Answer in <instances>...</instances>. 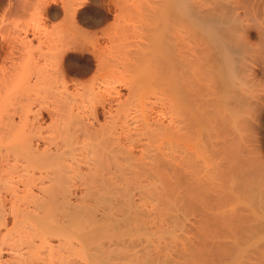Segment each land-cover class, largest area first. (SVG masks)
<instances>
[{
	"label": "bare ground",
	"instance_id": "obj_1",
	"mask_svg": "<svg viewBox=\"0 0 264 264\" xmlns=\"http://www.w3.org/2000/svg\"><path fill=\"white\" fill-rule=\"evenodd\" d=\"M41 1H44V0H41ZM78 1L79 0H63L62 1L64 13L65 14L67 12L70 13V14H67V16L71 18V20H69L70 23H73L75 21V17L77 14V11H76L77 8H75L74 6H77L76 4ZM127 1L128 0H126V2H125V0H124L123 4H121L122 3L121 1H120L121 3L118 2L120 4L118 6L121 7V8L119 7L121 12H122V10L128 11V9H130L128 7H131V6L133 8H136L138 6L139 9L141 10L142 6L140 7L139 3H137L138 0L137 1L134 0L137 3V4L135 3V5L134 4L126 5ZM132 1L133 0H131V2ZM134 1H133V3H134ZM143 1H145V0H143ZM211 1L210 0H195V1L194 0L193 1L192 0H167V1L165 0L164 1L163 0L162 3L160 2L161 4H165V5L160 4L161 8L158 5L160 9H165L164 12L169 10V13L167 15H166L167 12H165V14L163 13L165 16L162 14L163 11L160 10V12H161V14L159 16L160 21L157 20V21H159V24H161L160 22L163 21L162 23H164L167 27L169 26V33L171 36L170 37L168 35L170 37V40L167 42V44L171 45L170 46L171 48H169L168 47L169 45L167 46V44H166V40H168L166 38L168 36L167 37L163 36L164 41L162 39L163 37H160L162 39V41L164 42V44H166L165 48L167 47L169 50L171 49L170 51H168L166 49L167 50L166 51L167 58L165 60V63L163 62L164 58L161 59L162 58L161 56L159 57L161 59L160 61H159V59H157L158 57H156L154 59V56H157V55H155L156 53H154V56L152 55L154 52L153 51L154 49L153 50L151 49L150 52H151L152 56L149 54V58H147V59L144 57L142 61H138V60L136 61V57H135L134 60L130 59V61H129L128 58H129V56L131 57V55H129L130 52L126 48L127 45L114 43L112 40V37H111L112 32L110 33L109 29L108 30L106 29L104 31V33H102L103 36H105V37L108 36L107 40H106L107 42L103 44V42L101 43L99 41V38L96 37L95 34L87 33L86 31L81 30V28H78V27L77 28L75 27L76 29L73 28L72 29L73 31L71 33H66L67 30L65 31L63 25L61 26L60 24H59L60 26L51 25L50 27H45L43 25L42 26L41 25H35L34 28H33V25H30V24L18 25V23H15V22L10 23L11 25H9V24L8 25H0V264H73V263H75V260H77V259L84 261L83 264H110V263L113 264L114 260H116V259H114V257L117 255H118L117 260H119V261L122 260L124 256L121 257V254L122 255H125L126 253L128 254V252L126 250H123L124 248L121 249V251H119L120 250L119 248L122 247L119 245H121L123 243V241L125 240V237L122 238L123 239L122 241L120 240L121 242L118 240L121 236L118 237V235H117L115 239L112 237L114 240H117V242L115 241L116 242L115 243L114 240L111 238V236L112 235L114 236L115 234L108 235L112 231L107 233V230H106L104 234H105V236L108 235L109 240H107L106 238H104L100 234L96 235V238H98V236L100 235L104 238V239L102 238L103 240L106 239V241H107L106 245L104 243L105 241L102 244L103 240L101 239V237H99L100 240L98 239L100 242L99 241L97 242V239H95L94 242L92 243L91 241L95 238V236L92 239L90 235H92V237H93V235H95L93 233L97 230V228L99 230L100 226L98 227V225H96V224H98L96 222H98L99 219L98 220L94 219L95 222L94 221L92 222L93 218H99V216L98 217L92 216L93 218H91L90 216L92 214H97V213H92V212L95 211V209H99L98 207H99V205H101L100 203H102V205L105 203V205L101 206L102 208L107 206L109 203H110L109 204L110 206L113 204L112 205L113 209H112V207H111V209L113 211H115L114 210L115 206H117L119 204L118 200H116L118 204L116 203V205H114L116 201L113 200L114 201V203H113V201H111L112 199L109 198V196L107 197V195L110 194V192H111L110 195L113 197L112 193L114 191L113 190L114 186H116L115 189L121 188L120 191L117 189L116 192L119 191V193H121V191H123L122 192V193H124L123 195H126L125 190L128 191V189H130L129 186H132V185L135 186V187H133L134 189L132 187L131 188L133 190H136L135 188L138 185L134 184L132 182V180L135 181V180L141 178L142 176L143 177L148 176L150 178V176H152V175L154 176V174H156L155 176H156V178H158L159 182H155V181L150 182V183H154L153 185H151V186H153L152 187L153 189L151 187H149V185H148V187H149V188L147 187L148 190H146L145 187H143V185H145L146 183L143 185H139V186H142L143 190H146V191H143L140 187L139 192H141L140 193L141 195L138 193L137 198H139L141 196L142 199L140 197L139 201H143V197H144V201L146 200L145 202H148L147 199H145V197H147V196L149 198L148 200H150L152 202H153L152 199H154V201H155V199H156L155 197H157L158 198L157 200H159V196L161 198V195L162 196L164 195V192H162V194H161V193H159V191H160V189L165 187L167 184L164 181V179L165 180L166 179L171 180L172 177H174V182L171 181V183H176V184L178 183L177 186L175 184L176 187H178L179 184L181 186H182V184L185 185L184 184L185 182L183 180H185V179L189 180L186 182L187 185H185L186 186L185 189H189L188 192L186 191L189 195L186 193L185 196L188 197L191 194H193V195L196 194L194 199L197 198V195H199L200 198H197L199 200L201 199V196H202V199L200 201L204 202L205 205H207V204H206V201H203V199L206 198L205 200H208V197L210 196L208 194L206 195V193L208 192L207 188L208 187L211 188V186H209V183L211 185L216 184L218 186V187L213 186L214 188L217 189V190L216 189L214 190V191H217L218 200L216 198V201H219V198H220L219 195L221 196L223 193H225V194L227 193V191L224 192V190H227L225 188L228 186V184L230 185L231 183H232L231 185L237 187V190H239L241 188L242 193L244 194V192H243V189H245L244 185L246 186L245 180L250 179L247 176L248 174L250 175V173L248 172V174L246 175L247 176L246 179L242 177L245 180H243V179L239 180L240 176H242V175H240V173H242L243 171L240 172L241 171L240 169H242V168L239 169L237 167H239L238 162L241 163L242 161H241L240 157L238 158L240 161L236 160V158L238 156L235 155L236 152L234 150H233V152H235V154H233V152L232 153L227 152L229 149L226 151V149L230 148V147L227 145L228 147L226 148V143L223 140V135L225 137H227L225 135V134H227V132L229 134H231L232 131H234V132L238 131V130H240V128L242 130V127L239 124H241V122H242L241 120L243 118H241L242 116L239 114H240V111L244 110V112H246V110L242 106V104L240 106L239 102H241V103L243 102V104H245V102H248V100L252 96H253L252 99L254 101H256L255 99H258V100H259V98L262 99V97H261L262 95L259 94L258 91H256L257 92L256 93L253 90V88H251V87H253L251 84L248 87L247 86L246 87L245 86L240 87L238 85V84H240L241 86H243V84L248 85L249 79H247L248 81L246 79H244L245 82L247 81L246 83L244 82V80L242 79L243 77L241 78L239 76V74L241 75L242 70L240 71V73H238L240 68H243V66L240 67L238 65V67H237V65H236L238 63L237 61H241V59L243 58L242 56L245 55V54H243L244 52L243 53L241 52V51H244L245 49H243L241 47L242 49L240 50V48H239L240 42L237 39L241 35H239V33H238V35H239L238 36L237 32H235V30L232 29L231 23L229 24V22H228V21H231L233 19L234 23H232V24L235 25L236 22H235L234 18H232L230 20V17L233 16L232 14L234 12L232 13L229 11L231 7L227 8V10H225L226 6L221 4V2L218 3L217 6L219 4L223 5V7L221 5L219 6L220 8L222 7L221 9H224V7H225V9H224L225 11L223 10V12H222L223 14H224V12H227V11L232 13V14H230L228 12L229 13L228 15H230V17L227 16V14H224L227 18H229V20L227 18L225 19V16H223V14L221 15L220 13H217V10L214 11L213 7H217V6L216 5L213 6L215 4V2L213 1L212 3H214V4H211ZM235 1L237 2V0H235ZM238 1H240V0H238ZM124 2H125V4H124ZM217 2H219V1H217ZM241 2L244 3L243 0ZM249 2H251V1H249ZM249 2L247 4H249ZM152 3H154V2L152 1ZM156 3L159 4L158 1ZM238 3H240V2H238ZM5 4L6 5L4 7V12H5L4 14L7 16L6 18H9V17L20 18L34 5V2H33V0H7ZM166 4H168V5H166ZM2 5H3V1L0 0V7ZM78 5H79V7L81 6L79 3H78ZM153 5H155V3ZM153 5H150L152 7V9L156 8L157 5L154 7H153ZM122 6L125 7L126 10L123 9ZM164 6H166V7H164ZM247 6L244 5L243 7H247ZM259 6H260V4H259ZM144 7L142 8V10L144 9ZM219 7H217V8H219ZM56 8L57 7H55V9ZM166 8H167V10H166ZM257 9H259V8H257ZM131 10H132V8H131ZM56 12L52 10L51 14H49V15H51L50 17H52L53 19H55V17H58V15H57L58 12L57 13ZM263 13H262V16H263ZM65 14H64V16H65ZM92 15L93 14L91 13V16ZM168 15H169V20H168V17L166 18V16H168ZM161 16L165 17V19L163 20ZM89 17H90V14H89ZM157 19H158V17H157ZM151 20H150V23H147L149 26H151V25L155 26L158 24V23L153 24L154 19L152 21ZM226 20H228V21L226 22ZM103 21H104V19H103ZM63 22H65V21H63ZM151 22H153V23H151ZM155 22H156V20H155ZM226 23H228L230 25V28L227 26ZM62 24H64V23H62ZM71 25H74V23L70 24V26ZM67 26H69V25H67ZM154 26L151 28L149 27L150 33L152 30L155 31ZM162 26H163V24L161 25V27L158 25V27H160L159 29H157L159 32H162V30L164 31V28H166L165 26H163L164 28H162ZM30 28L33 29V35L36 38H37L36 34H38V43H39L38 46H34L32 43V40L28 39V37L26 35L29 32ZM156 28H157V26H156ZM160 29H162V30L160 31ZM230 29H231V31H230ZM158 31L157 32L155 31V32L157 34H159ZM165 31H167V30H165ZM21 33H24V35L23 34L21 35ZM247 33L248 32H246V35H247ZM260 33L261 32L259 31V35H260ZM236 35H237V39H236ZM242 35H243V33H242ZM261 35H263V34L261 33ZM244 37H246V36H244ZM160 38L156 37V39H160ZM147 40H148V37H147ZM171 40H172V42H171L172 44L170 43ZM149 41H147V43ZM153 41H155V40H153ZM262 41H264V40H262ZM44 42L47 46H46V49L44 48V50H43L41 48V44ZM244 42H246V41H244ZM241 43H242V41H241ZM152 44H153V42H152ZM154 44H156V43H154ZM246 44H248V43H246ZM161 45H163V44L161 43ZM124 47L126 48V51L128 50V52H129V53L125 52V50L123 51L126 53L125 55H127L128 58L121 51V48H124ZM156 48H158V50H159V47H156ZM119 49L123 53V55H119V56H124V57L118 56V54H120V52H118V54H115V53H117L116 51H119ZM161 49H163V48H161ZM260 49H263V48H260ZM113 50L115 53L113 52ZM145 51H148V50H145ZM247 51H249V50H247ZM144 55H146V54H144ZM164 55H163V57H166V55L165 56ZM239 55L241 56V58ZM260 55H261V53H260ZM116 56L119 57V60H117L118 58L117 59L115 58ZM238 56H239V58H238ZM261 57H263V56H261ZM141 58H142V56H141ZM236 58L240 59V60L236 61ZM114 59H116L117 62H114ZM127 59H128V61H127ZM41 60H44V61H41ZM66 61H69V63H71L73 61H78V63L82 62V64L79 65L78 66L79 69H76V71H75V69L73 67L70 68L67 66L70 64H68V62H66ZM143 61H144V63H142V65L140 66L141 62H143ZM136 62H140L139 65H137ZM241 63H240V65H241ZM243 63H245L244 60H243ZM233 64H234V66H233ZM136 65L139 66L142 71H143V69H145L144 74L141 70H138L140 68L137 67ZM146 65H147L148 69H147V67H145ZM235 65L237 68H239V70L238 69L237 70L236 69L231 70V68H236ZM73 66H75V65H73ZM119 66L122 68V70H121L122 74L119 73V71H118V69L120 68ZM142 66H143V69H142ZM116 68H117V71L119 73L118 75H121L120 78L127 75V73L128 74L131 73V71H132V76H130L131 74H129L130 77L129 78L126 77L127 78L126 80H122L123 78L120 79L119 76L117 75L118 76L117 80L120 79V80L124 81L123 84L128 85V94H127L128 96L125 98H123V96L121 95L120 89H117L118 87L116 88L115 85H111V83H110L112 81L111 77H113V75H114V78L116 77V74H115ZM211 68H213V70H214L213 73L216 74V75L214 74L213 77L215 76L217 78V79H215V77H214V81L212 80L213 77L210 75V74H213V73H211V70H212ZM123 69L125 71L127 70V73L124 76H122L125 73V71H123ZM225 69H228V70L225 71ZM223 70H224V74L222 73ZM235 70L237 71L236 75L234 73ZM250 70H252V69H250ZM73 71L79 73V76L81 75L82 78L81 77H80V79L72 78L70 80L68 77V74L72 73ZM112 71H113V73L115 71V73L112 74ZM133 71H134V73L136 71V73L134 74ZM216 71H217V73H216ZM227 71L229 74L227 73ZM230 71H231V73H230ZM253 71H255V70H253ZM218 72H220V73H218ZM244 73H245V71H244ZM219 74H223V75H219ZM251 74H252V71H251ZM88 75H90L88 79H83ZM236 76H239L238 78L241 79L240 81H238V83L236 82L237 81ZM235 77H236V79H235ZM245 78H247V77H245ZM211 80L213 82L217 81V83L216 82L212 83ZM239 82H241V83H239ZM112 83H114V82L112 81ZM116 83H117V81H116ZM70 84L72 86H70ZM211 84L212 85L214 84L213 85L214 87L216 85L217 86L215 88H212ZM235 84H237V85L235 86ZM119 85L121 87V84H119ZM232 85L237 87L239 91H241V92L243 91L244 94L247 92L246 94L248 96H251V97L248 99V98H246L247 95L245 94V96H243L244 95L243 94L242 98H244V97L245 98L244 99L240 98V99H242V101H240V99H238L239 100V102H238V100L236 98L238 96L236 95V97H235V95H234L235 90L233 93L234 87ZM210 87L212 88V90L215 89L216 91H217V88L219 89V91H217V92L215 90H213V92L216 96H217V94L218 95L220 94L219 96H217V98L215 97V95L213 96L212 92H210V90H211ZM227 87L229 88V90H231V88H232L231 93H230V91H228ZM239 87L243 88V90L240 89ZM248 88L251 90V93L254 91L253 94L254 95H255V93H256V95L259 94L260 97H257L258 95L254 96L253 94L249 95L250 90ZM244 89H248L249 91L248 90L245 91ZM255 90H257V89H255ZM146 91L149 93H147ZM259 92H260V90H259ZM211 94H212V96H211ZM229 94L234 95V96L231 95V97L234 101L230 98ZM150 95H152V97H150ZM211 97H213L214 99H212ZM234 98H236V99H234ZM245 99H246V101H245ZM253 100H249V101L252 103V102H254ZM114 101L116 102V104H115L116 107L114 106V108H112V102L114 104ZM235 102L239 103L238 106ZM247 104H249V102ZM244 106H247V105L245 104ZM248 106H250V104ZM239 108H243V109L239 110ZM100 109H102V113H104V115L107 116V118L105 116V119H107V120H104L105 122H102V123L99 120V117H101L100 116L101 115ZM251 109L253 111V108H251ZM237 112H239V113H237ZM244 112H243V114H245ZM237 114L239 116V117L238 116L237 117L241 118V119L235 118ZM248 114L249 113H247L246 115H248ZM249 115H251V113ZM45 117L48 119V123H46ZM243 117H246V116H243ZM247 118H248V116H247ZM247 118H245V119L248 120ZM212 119L215 120V123L219 122V126H217L218 124H216V126L218 128H220V125H222V129L224 127H226L225 124L230 125V123H229L230 120H231V124H232V120H233V126L235 124V128L232 126H227V128L229 127L228 128L229 130H227V132H225L226 130H224V131L221 129L219 130V129H217L216 126H214L215 123L212 125V122H214V121H212ZM216 119H218V121H216ZM252 119H253V117H252ZM225 120H228V121H225ZM250 123H252V121ZM242 124H243V122H242ZM244 125H245V123H244ZM244 125H242V126L245 127ZM214 128L217 130L215 131L216 133L213 134ZM230 128L232 130H230ZM236 129H238V130H236ZM241 130L239 132H237V134H239L240 132H243ZM222 131L225 132V134L222 135ZM245 133H246V131H245ZM216 134H218V135H216ZM240 135H241V133L239 134V136ZM216 137H217V141L216 140L213 141V139H216ZM227 138H229V137H227ZM218 139L222 140L221 143H219ZM235 139H236V137H235ZM235 139L231 138V140H233V142H235L234 141ZM240 141H242V139ZM237 142H238V140H237ZM222 143H225V146L222 145ZM229 143H230V141H229ZM124 144H126L127 148H125V147L122 148V145L124 146ZM231 144H232V142H231ZM236 144H238V147L243 145V144L242 145L240 144V146H239V142L235 143V145ZM233 145H234V143H233ZM245 146H247V145H245ZM135 149L140 150L138 155L132 153V151ZM197 149H198V151H197ZM241 149L244 150L242 147H241ZM249 149H250V147H249ZM230 150H232V149L230 148ZM247 152H248V150H247ZM251 152H252V150H251ZM227 153H229V154H227ZM230 154L233 155L232 156L233 158L236 156L235 161L232 160V162L234 164H237V166L235 165L236 167H234L233 169L232 168L230 169V166L232 167L233 164L229 165V163H228V165H227V163H225V162L232 163L230 160V159H232V157H230V159H229ZM227 157H228V159H226ZM256 158H259V156H257ZM259 159L263 160L264 158L263 159L259 158ZM227 160H229V161H227ZM242 160L245 162L244 159H242ZM235 162H237V163H235ZM248 162H250V161H248ZM260 162L262 163L261 166L258 163L257 164L254 163V164L256 165V168L258 166V169L260 167L261 168L260 170H262L263 166H264L263 165L264 161H260ZM147 164L155 165L158 170L155 168L153 169L152 166H151V168L150 167L145 168L146 167L145 165H147ZM252 164H253V162L251 163V165ZM248 167L250 168V166H248ZM248 167H246V168H248ZM253 168H255V167H253ZM86 169H88L92 173V175H91L92 178H88L90 175L86 176L88 174L85 171ZM250 169H252V168H250ZM252 170H251V172H252ZM165 171L168 172L167 175H166ZM253 171L256 172V170H253ZM152 172L154 174H151ZM260 172L262 174L264 171H260ZM125 173L126 174L128 173L129 176L125 175ZM246 173L247 172H245V174ZM199 174H200V176L201 175L202 176L200 177ZM101 175L103 177H104V175H106L105 180L107 177L108 178L111 177L110 179H112V177H113V180H109V181H112L113 183L111 184V182L108 181V178L106 180V182L108 181L107 182L108 184L105 182L104 179L100 181L99 178L101 177ZM262 175L264 176V174H262ZM84 176L87 178H85ZM153 176H152V178H153ZM256 176H257V174H256ZM250 177H251V175H250ZM114 178L116 180H114ZM156 178H155V180H156ZM88 179L90 181H93L92 184L90 181H88ZM117 180L118 181L120 180L121 183L119 182L120 183L119 184V183L115 182V184H114V181H117ZM97 181L98 182L100 181V183H99L100 186L97 185L98 184V183H96ZM139 181H142V180H139ZM182 181L184 183L181 184ZM253 181H255V180H253ZM85 182H88L90 184L85 183ZM122 182L123 183L125 182V184H126L125 186H127L128 182H129L128 184H130V185H128L127 186L128 188H126L122 184ZM131 182H132V185H131ZM60 183H62V185H63V183L64 184L68 183V185L70 184L69 185L70 189H68L69 186L67 187V185H66L67 189H64L63 187L65 185L62 187V186H60L61 185ZM143 183H144V181H143ZM168 183H170V181ZM226 183H227V186H226ZM252 183H255V182H252ZM87 184H88V186H90V188L92 186L93 193H90L89 192L90 189H88V192L90 193V195L91 194L96 195L98 190H95V188H97V189L99 188V190H101L100 188L102 187V190H103V191L101 190L102 192L101 191L98 192V193H100L99 195L97 193L98 197L96 196L94 198L91 197L92 195L88 196V194H89L88 192H87V196L83 195L84 192L82 193L83 197H86V199H89V200L94 199L93 201H95V199H96L95 202L98 203V205L96 206V204L91 202V205L94 204L96 208L90 209L93 211L88 210L90 212L89 216H88L89 213H87V215L85 214L86 212L79 213L84 208L83 205H81V204H80V206L82 209H80V211L78 210V212L76 211V213L74 211L77 209L74 208L75 210L74 209L69 210L68 205H62V203H65V200H64L65 196H63V195H65L66 193L71 195V193H70L71 190L72 191L75 190L71 186L76 188V186L82 187V185H83L87 188L88 187V186H86ZM101 184H103V186H101ZM113 184H114V186L112 187ZM121 184H122V186H124L123 188H122ZM141 184H142V182H141ZM257 184H259V183H257ZM104 185H105V187L107 186L108 191L110 189L109 193H106L107 191H105L106 188L104 187ZM118 185L120 186V188ZM58 186H59V188L62 187V189L60 188L61 191H64V192L66 191V193L63 192V195H62V192L59 191ZM94 186H96V187L93 188ZM50 187L51 188L57 187L58 189L57 190L56 189L51 190ZM111 187H112V189H111ZM173 187H174V185H173ZM86 188H85V190H86ZM124 188H126V189H124ZM165 188H167V187H165ZM178 188H180V187H178ZM210 188H208V189H210ZM219 188L222 191V193H220V194H219V192H220ZM246 188H248V187H246ZM260 188H258V189H260ZM78 189H80V188H78ZM82 189L80 190V193H81V191L84 190V189L83 190ZM185 189H184V191L182 189L181 190L179 189V190L185 192ZM249 189H250V187H249ZM258 189H257V191H258ZM36 190L38 191V193H36ZM53 190H55L56 192H54ZM67 190H70V192ZM111 190H113V191H111ZM137 190H139V189H137ZM230 190L232 191V189H230ZM57 191H59V192H57ZM142 191L144 192V194L142 193ZM212 191L210 194H213L214 191L213 192ZM245 191H248V190L245 189ZM251 191L253 192L254 190H251ZM131 192L132 191H130L129 194H131ZM133 192L136 193V191H133ZM258 192H260V190ZM55 193L58 194V196L60 195L59 193H61V195L63 197V199H62L63 202L61 200H59L60 198L59 199L57 198L59 203L62 202L61 204L57 203L58 201L54 200V198H56V196L54 197ZM237 193H238V191L236 192V194ZM239 193L241 195V192H239ZM247 193L248 192H246L245 194H247ZM76 194H78V193H75V194L73 193V195L70 197L72 198L73 196L74 197L78 196ZM104 194H106V196H104ZM142 194H143V196H142ZM233 194H235L234 190H233ZM236 194L233 196L234 197L238 196L237 199H239V202H241L240 199H243L244 196H243V198H239V194L238 195H236ZM263 194H264V192H263ZM69 195L66 194V196H67L66 202L71 200V199H69L70 197H68ZM102 195L104 197H106L107 199L104 197L101 198ZM193 195H191L190 197L192 198ZM227 195H229V193ZM253 195H255V194H253ZM119 196H120V194H119ZM204 196H205V198H204ZM211 196H210V199H211ZM223 196H222V200L224 198ZM59 197H61V196H59ZM132 197H133V195H132ZM132 197H129V198H132ZM150 197H152V198H150ZM245 197L248 198V196H245ZM77 198H79V197H76V203L78 202V200H80V199L77 200ZM100 198L102 200H100ZM123 198H121V199H123ZM249 198H248V200L250 201V200H252L253 197L250 199ZM97 199H99V200H97ZM103 199H106V201H104ZM109 199H111V200H109ZM114 199H116V198H114ZM167 199H169V197ZM197 199L194 200V203H197ZM213 199H215V198H213ZM255 199H257V196L255 197ZM48 200H53V201H51L49 203V202H47ZM108 200H109V202L107 203ZM128 200L129 199H127L126 201H128ZM161 200L159 201V203L161 202ZM212 200H209V201H211V203H213L214 200H213V202H212ZM224 200H225V202H227L226 199H224ZM254 200H252V201H254ZM257 200L261 201V198L257 199ZM80 201L78 203H83V201H81V202ZM99 201H101V202L99 203ZM150 201L148 203H150ZM200 201H199V203H200ZM216 201L214 202V204L216 203ZM244 201H245V198H244ZM262 201H264V200L262 199ZM262 201L260 203H263ZM85 202H87V201H85ZM88 202H87L86 208H84V209L90 208L91 205H89ZM122 202H123V200H122ZM134 202H135V200L133 201V203ZM145 202H143V204H141V202H140V205L141 206L145 205ZM189 202H190V199H189ZM229 202L231 203V201H229ZM237 202H238V200H237ZM76 203L74 202L73 204L75 205ZM78 203L76 204L77 208L79 207ZM168 203L170 204L171 202H168ZM230 203H229V205H231ZM247 203L248 202H245V204H247ZM251 203L253 204V202H251ZM7 204H9V205H7ZM124 204L126 205L127 203H123V205ZM172 204L173 203H171V205ZM209 204H210V202L208 203V205ZM216 204H218V203H216ZM223 204H224V202H223ZM237 204H236V200H235V205H237ZM6 205L8 207H6ZM153 205L156 206V204H154V203H153ZM250 205H249V207H250ZM58 206L60 207L59 209H58ZM70 206H72V204H70ZM84 206H85V204H84ZM87 206H89V208H87ZM120 206L121 205H118V207L121 209L122 213L118 212L120 209H116V211L114 212L115 214H112L113 211L111 213L113 215L112 217H114V218L110 217L111 219L108 218L107 220L113 219L114 221H116L117 219H119L116 216V212L119 213V215L122 214V217H120L121 219H123V215L126 214L124 216L126 218L128 217V221H126V218L123 219L124 220L123 227H124L125 221L127 223H130L131 221L135 222L136 219H140L141 217H142L141 219H143V217L147 214L146 211H144L145 213L143 212L145 215L140 214L141 210L139 209L140 210L139 214L141 217L138 215L140 218H136L135 216H137L136 214H138V212L135 211L133 213V215L132 214L131 215L133 216V219H134V217L136 219L131 220L132 216L131 215L127 216V213H126L127 210L125 212L122 209V207H120ZM126 206L128 208L131 207V206L129 207L128 205H126ZM196 206L200 207L199 205H196ZM260 206L262 208V204H260ZM56 207H57V210H60V211H55L56 214H55V212L52 213L53 209L56 210L55 209ZM72 207H74V206H72ZM72 207H70V208H72ZM132 207H134V205ZM228 207L229 206L224 207V208H228ZM105 208L107 209L108 207H105ZM151 208H153V206ZM220 208H223V207H220ZM224 208H223V210H224ZM251 208H253V209H251V211L252 210L255 211L254 205H252ZM111 209H110V212H111ZM144 209L145 208H143V210ZM154 209H155V211L158 212L160 207L158 206V209L153 208L152 210L154 211ZM201 209H202V206H201ZM208 209L209 208H207V211H209ZM152 210L147 209V211H149V212ZM162 210L163 209L161 208L160 211L162 212ZM220 210H222V209H220ZM229 210L231 211L232 209H229ZM234 210H236V209H234ZM249 210L250 209L247 210L248 213H250ZM123 211H124V214H123ZM129 211H132V210H129ZM129 211H128V214L133 212V211L132 212H129ZM230 211H228V212L231 213ZM57 212H59V213H57ZM82 212H83V210H82ZM103 212H101L100 216L103 215ZM110 212H108V215H105V213H104L105 217L111 216L109 214ZM157 212H155V215H157L156 214ZM210 213H212V212L210 211ZM232 213H235V212H232ZM72 214H77L76 216H79L78 214H80L79 218L80 219H81V217L83 218L80 220V222L85 219L84 217H86V220H88V218H89L87 223H90V225H87L86 223L84 224V222H81L84 225L83 227H81L82 224L79 221H77L78 217L75 218L76 216H74L75 220L73 221V219H72L73 217H71V216H73ZM81 214H82V216H81ZM83 214H85L86 216L84 215V217H83ZM217 214H218V212H217ZM255 214H257V212H255ZM155 215H153V216H155ZM216 215H214L215 219H217ZM218 215H219L218 217H220V214H218ZM257 215L261 216V213L260 214L258 213ZM257 215H256V217H257ZM235 216H237V215H235ZM247 216H250V215H247ZM263 216H264V214H263ZM102 217H104V216H102ZM149 217H150V215H149ZM155 218L158 219L157 216H155ZM246 218L248 219L249 217H246ZM251 218H253V220H254V216L250 217V219ZM121 219H120V221H122ZM153 219H154V217H153ZM156 219H154L155 222H156ZM223 219L225 220V218H223ZM223 219H222V222H224ZM232 219H234V217ZM260 219H261V217H260ZM90 220L93 223V226H94V223H96L95 225L97 227L91 226L92 223L90 222ZM251 221H252V219H251ZM263 221L264 220L262 219V225L264 223ZM77 222L79 224H81L80 227L78 226L79 224ZM101 222L102 221H100L99 223L101 225H103V222L102 223ZM137 222L139 223L140 220H138ZM144 222H148V221H144ZM254 222H255V220H254ZM258 222L260 223L261 220ZM229 223H231V222H229ZM135 224L137 227L138 224L137 223H135ZM135 224L133 227H135ZM253 224H255V223H253ZM86 225L88 227L91 226V228L93 227V230L89 229V228L87 229L88 233L91 232V230H92L91 234L89 233V235H87V237L84 236L85 231H83V229H84V227H86ZM106 225L104 227H106ZM111 225L112 224L107 225V227L109 226L107 228L109 231H110L109 228ZM120 225L122 226L121 222H120ZM127 225L129 226V224H127ZM145 225L144 226L142 225V226L144 228H147V227H145ZM249 225L251 226L252 224L250 223ZM256 225H257V223H256ZM121 226L118 227V225L117 226L115 225V227H118L120 229H121ZM221 226L223 227L224 225L222 224ZM221 226H219V227H221ZM126 227L127 226H125V228ZM225 227H226L225 231L227 230V228L229 229V231L231 230L230 225H229V227L228 226H225ZM80 228H82L81 229L82 231L80 230ZM94 228H96V230H94ZM251 228L253 229V227H251ZM111 229L116 230L114 228V226L113 227L111 226ZM252 229H250V231ZM98 230H97V232L99 233L100 230L99 231ZM128 230L131 231V230H133V228L132 229L128 228ZM136 230H138V229L136 228ZM79 231H81L82 234ZM101 231L103 232L104 230H102V228H101ZM134 231H133V233H131V232H129V233L136 236L137 235L136 233H138V231H135L136 233ZM229 231H227V232H229ZM255 231L256 230L254 229V232ZM117 232H118V230H116V233ZM120 232H121V230H119L118 233L120 234ZM126 232L122 235L124 236L126 234ZM256 232L259 233L258 231H256ZM147 233H145V234H147ZM241 233L242 232H240V234ZM240 234H238V235H240ZM245 234H246V232H245ZM251 234H252V231H251ZM85 235H86V233H85ZM153 235H156V234L154 233ZM255 235H258V234H255ZM259 235L262 236L260 233H259ZM157 236H155V237H157ZM240 236H239V238H240ZM252 236H254V235H252ZM159 237L161 238V236H159ZM139 238H141V237H139ZM143 238H145L146 243L149 241L148 237H147L148 241H147L146 237H143ZM167 238H169V237L167 236ZM171 238H173V237H171ZM239 238H238V240H239ZM255 238H257V237L255 236ZM137 239H138V237H137ZM173 239H175V237ZM252 239H254V238H252ZM134 240L135 239H133V241ZM155 240H157V243H158L159 239H155ZM95 241L97 243H95ZM109 241H110V243H108ZM138 241H139V239H138ZM111 242L113 245L115 243L116 247L117 246L119 247V248H117L119 252L117 251L115 246L112 247V245H110ZM118 242H120V243H118ZM152 242H154V241H151V243ZM248 242L252 243L251 239ZM89 243H92V245L95 243L96 244L95 247L93 246V248L92 247L91 248L93 250H95V248L99 249V253L102 250L101 251L102 256H103V253H104V255L106 254V252L108 253V255H105L104 261L102 259L103 258L102 256L99 258H95V256L94 257L92 256L94 253L96 254V252H97L96 255H98L99 253H98V251H96L97 249L95 250L96 252L95 251L92 252V249L90 248V246H92V245ZM131 243H132V246H134L133 242L130 241V244ZM142 243H143V240H142ZM149 243H150V241H149ZM87 244L90 245V246L88 245L89 246L88 248H87ZM107 244L110 245L111 249L109 248V245L107 246ZM236 244H238V242H236ZM99 245L100 246L105 245L108 249L105 246L100 247ZM236 246L238 247V245H236ZM240 246H242V245H240ZM240 246L238 248H240ZM113 248L116 250H114V252L110 251V253H111V255H110L109 250H113ZM130 248L128 246L129 250H130ZM145 248H147V247H145ZM153 248H156V247H153ZM255 248H257V247H255ZM105 249H107V250H105ZM191 249L189 250L190 252H191ZM242 249L244 250L243 247H242ZM88 250L91 252H88ZM158 250L160 251V249H158ZM238 250H241V249H237V251ZM124 251H125V254H123ZM197 251H196V253H197ZM234 251L235 250L232 251L233 252L232 254H234ZM120 252H122V253L120 254ZM241 252H239V253L242 254ZM246 252H247V249H246ZM256 252L254 254H256ZM118 253L120 254V256ZM142 253H145V252H142ZM240 254L237 256H241ZM112 255H113V258L111 257ZM150 256H152V258H153V254ZM150 256H148V257H150ZM157 256H155V257H157ZM192 256L193 255H191V257ZM194 256H195V254H194ZM234 256H232V257L234 258ZM144 257L142 254V259ZM229 257H230V255H229ZM229 257H228V259H229ZM106 258L109 260H107ZM110 258H112V260L113 259L114 260L111 261ZM233 258H232V260H233ZM238 258H240V257H238ZM238 258H237V260H238ZM140 259H138V260L140 261ZM153 259H155V262H156V258H153ZM138 260L136 259L137 262H138ZM199 260H200V258H199ZM203 260L204 259H202V261ZM237 260L235 263L238 262ZM240 260H242V259H240ZM126 261L128 262L127 264H135V263L137 264V262L133 261L132 258L131 259L126 258ZM126 261L124 260V263H121V264H126ZM143 261H146V260H143ZM153 261L154 260H152V262ZM202 261L200 262V264L201 263L203 264ZM204 261H206V260H204ZM234 261H235V259H234ZM243 261H245V260H243ZM246 261L248 262V260H246ZM155 262H154V264H155ZM227 262L229 263L230 260L226 261V263ZM139 263L140 262H138V264ZM168 263H170V262H168ZM207 263H204V264H207ZM217 263H219V262H217ZM238 263H240V261ZM141 264H143V263H141ZM220 264H222V263H220Z\"/></svg>",
	"mask_w": 264,
	"mask_h": 264
},
{
	"label": "rangeland",
	"instance_id": "obj_2",
	"mask_svg": "<svg viewBox=\"0 0 264 264\" xmlns=\"http://www.w3.org/2000/svg\"><path fill=\"white\" fill-rule=\"evenodd\" d=\"M3 1V5L0 7V25H11L10 23H13V22H15V23H18V25H21V24H30V25H33V28H34V26L35 25H43V26H45V27H50L51 25H58V26H62L63 25V27H64V30L66 31V33H71L73 30V28L74 29H76L77 27L78 28H81V30H84V31H86L87 33H91V34H95V36L96 37H98L99 38V41L102 43L103 42V44L104 43H106L107 41V37L108 36H103L102 35V33H104V31L107 29H109V32L111 33V37H112V40H113V42L114 43H116V44H124V45H127L126 46V48L129 50V52H130V54L129 55H131V57L129 56V58L127 57V55H125L126 53L125 52H128V50L126 51V48L124 47V48H121V51L123 52L124 50H125V52H123L124 53V55L129 59V61H130V59H135V57H136V61L138 60V61H142L143 60V58L145 57L146 59L147 58H149V54L151 55V49L154 51L153 52V56H154V53H156L155 55H157V56H154V59L156 58V57H158L157 59H159V61L161 60V59H163L164 58V63H165V60H166V58H167V54H166V51L168 50V51H170L167 47L165 48V45L167 44V42L170 40V33H169V26L167 27L164 23H162V22H160L161 24H159V21H160V14H161V12H160V10H162L163 12H162V14L164 13L165 14V12H167L166 13V15L169 13V10H167V8H166V10L167 11H165L164 12V10L165 9H160L161 8V5H165V4H161L162 2H163V0L161 1V0H145V1H143V0H136L137 1V3H139V5H140V7L142 6V8L144 7V9L142 10V8H141V10L139 9V7L137 8H133L132 6L131 7H128V8H130V9H128V11L126 10V8L125 7H123L122 6V8L123 9H125L126 11H123L122 10V12H121V10L119 9V7L120 6H118V5H120L119 3H121V4H123V1L124 0H79L78 2H77V6H74L75 8H77L76 9V11H77V14H76V17H75V21L73 22L74 23V25H71L70 26V24H73V23H70V21L69 20H71V18L70 17H68L67 16V14H70L69 12H67L66 14L64 13V11H63V6H62V4H63V0H44V1H41V0H33V2H34V5L22 16V17H20V18H12V17H9V18H6L7 16L4 14L5 12H4V7H5V3H6V1L7 0H2ZM131 2V0H128L127 1V3H126V5H128V4H134L135 5V1H134V3H133V1ZM152 1L155 3V5H153L154 3H152ZM159 2V4L158 3H156V2ZM165 1V0H164ZM167 1V0H166ZM193 1V0H192ZM195 1V0H194ZM211 1V0H210ZM215 2V4L214 3H212V2ZM217 1H219V2H217ZM229 1V2H228ZM212 0L211 1V4H214L213 6H217V4L218 3H220L221 2V4H223L224 6H226V9H225V7H224V9L225 10H227V8H230V12H234L233 14L232 13H230L229 11H227V12H224V14H227V16H229L230 17V15H228L229 13L230 14H232L233 16L232 17H230V20L232 19V18H234V20H235V25H233L232 23H234V21H233V19L231 20V21H228L229 20V18H227L222 12H223V10L224 9H221L222 7H223V5H221V4H219L217 7H219L220 5L222 6L221 8L219 7V8H217V7H213L214 8V11H216L217 10V13H220L221 15L223 14V16H225V19L227 18L228 20H226V22L228 21L229 22V24L231 23V27H232V29L233 30H235V32H237V35H238V33H239V35H241V36H239L238 37V39H237V35H236V39L237 40H239V42H240V45H239V48H240V50L243 48V49H245L244 51H241L243 54H245V55H243L242 57V59H241V61H237V60H240V59H237L236 58V61L238 62L236 65H237V67H238V65L241 67V66H243V68H240V70H239V68H237L236 67V65H235V67L236 68H231V70H234V69H238L239 71H238V73H240V71H241V75L239 74V76L244 80V79H249V84L248 85H244L243 84V86H241L240 84H238L240 87H248L250 84L253 86V87H251V88H253V90L256 92V91H258V93L259 94H261L262 96V99L261 98H259V100L258 99H255L256 101H254L253 99H252V97L251 96H248L246 93V95H247V97L246 98H250L249 100H253L254 102H250L249 100H248V102H249V104H250V106H248L249 104H247L248 102H245V104L247 105V106H244L245 104H243V102L241 103V102H239V100L238 99H240V98H242L243 96H245V94H244V92L242 91H239L238 90V88L237 87H235L237 84H235V86H233L234 87V89H233V93H234V90H235V93H234V95H235V97H236V95L238 96V97H236L237 98V100H238V102L240 103V106H241V104H242V106L245 108V110H246V112H244V110H242V111H240V114L239 115H241L242 117L241 118H243L241 121L243 122V124H242V122H241V124H239L241 127H242V130H241V128H240V130L241 131H243V132H240L241 133V135L239 136V134H237V132H239L240 130H238V129H236V130H238V131H232L231 132V134H229L228 132H227V130H229L228 128H227V126H232V127H234L235 128V124H234V126H233V120H232V124H231V120H230V125H228V124H225L226 125V127H224L223 129H222V125H220V128H218L217 126H219V122L217 123H215V120L214 119H212V121H214V122H212V125L215 123V125L214 126H216V124H218L216 127H217V129H221V130H226L225 132H227V134H225V132H223L222 131V135L223 134H225L227 137H229V138H227V137H225L224 135H223V140L225 141V143H226V148L229 146L232 150H230V148H227L226 149V151L227 152H230V153H232L233 152V150L236 152V154H235V152H233V154H235V155H237L238 157L236 158V156L233 158L232 156L233 155H229V159H230V157H232V159H230L231 160V162H232V160H234L235 161V158H236V160L237 161H240L238 158L240 157V159H241V163L240 162H238V166L239 167H237V168H242V169H240L241 171L240 172H242V173H240V175H242V176H240V179L239 180H242L243 178H245L246 179V177L248 176V178H250L249 180L248 179H243V180H245V184H246V186L244 185V188L245 189H247L248 191H245V189H243V192H244V194L242 193V190H241V188L239 189V190H237V187L236 186H233V185H229L228 184V186H227V183H226V188L225 189H227V190H224V192H226L227 191V193L225 194V193H223L221 196L219 195L220 193H222V191L220 190V188H219V201H216V198H217V200H218V197H217V191H214L216 188H214L213 186H215V187H218L216 184H210L209 183V186H211V188L210 187H208V188H210V189H208L207 188V190H208V192L206 193V195L208 194V195H212L211 196V199H210V196L208 197V200H205L206 198H205V196H204V198L205 199H203V201H206V204L207 205H205L204 204V202H202V201H200L201 199H202V196H201V199L199 200V199H197V198H200L199 197V195H197V198H195L194 199V197L196 196V194H191L190 192V194L191 195H193L192 196V198L190 197V196H188V197H186L185 195H186V193L188 192V190L189 189H185V185H187L186 184V182L187 181H189V180H183L182 182H181V184L182 183H184L185 185H183L182 184V186L179 184L178 185V187H180V188H178V187H176L177 186V184L176 183H171V181H173L174 182V177H172L171 178V180H169V179H164V181L167 183L166 184V186L165 187H167V188H165V187H163L162 189H160V191H159V193H161L162 194V192H164V195L162 196L161 195V198H160V196H159V200H157L158 198L157 197H155L156 199H155V201H154V199H152L153 200V202L152 201H150V200H148L149 198H148V196L147 197H145V199H147V201L149 202L150 201V203L152 204H150V203H148V202H145L144 201V197H143V201H139V198L141 197H139V198H137L138 197V193L140 194L141 192H139L140 191V187H141V189L143 190V188H142V186H139V185H143V184H145V185H143V187H145V189L146 190H148V188L149 187H153V186H151V185H153L154 183H150V182H159L158 181V178H156V174H154L153 172L151 173V174H154V176H153V178H152V176H150V178L148 177V176H146V177H141V178H139V179H137V180H135V181H133L132 180V182L134 183V184H137L136 186V190H133L134 188L133 187H135V186H133L132 185V182H131V185L132 186H129V188L130 189H128V191H126L125 190V194L126 195H123L124 193H122L123 191H121V193H119V191H120V186H119V188L120 189H118V188H116L115 189V187L116 186H114V184H115V182H117V183H121V181L119 180H117V181H114V184L112 185V187L114 186V188H113V190H111V191H113V193H112V195H113V197L114 198H116V199H114L110 194H111V192H110V189H109V191L107 190V186L105 187V185H104V187L106 188V190L105 191H107L106 193H109L110 192V194H108L107 195V197L109 196V198H111V199H109V200H111V201H116V200H118V203H117V201L115 202V204L114 205H116V203L118 204V205H121L120 207H122V209L126 212V210H127V216H130L131 214L133 215V213L136 211V212H138V214H136L137 216H135L136 218H140L141 216H140V214H144L145 212L144 211H146V215L143 217V219H136L135 217H134V219H136L135 220V222H133V221H131V220H134L133 219V216H132V218H131V224L130 223H127L126 221H128V217L126 218L124 215H126V214H124V211H123V219H125L126 218V221H125V224L127 223V224H129V226L126 224H124V227H123V223H124V220L123 219H121L120 217H122V214H120L119 215V213H117L116 212V216H117V218H119V219H115L116 221H114L113 219L112 220H107L108 218H114V217H112L113 215L112 214H115L114 212L116 211V209H120L119 207H118V205L117 206H115V211H113L112 209H113V204L110 206L109 204L107 205V206H105V207H108L107 209L104 207V208H102L101 206H103V205H105V203L102 205V203H100L101 201H99V203L101 204V205H99V209H95V211H93V210H90L91 208L92 209H94V208H96L95 207V205L94 204H96V206L98 205V203L97 202H95L96 201V199H95V201H93L94 199H92V200H89V199H86V197H83V195H85V196H87V192H88V189H90L89 190V192L90 193H93V191H92V186H91V188H90V186H88V184H90V183H88V182H85V183H88L86 186H88L87 188L85 187V186H83L82 185V187L80 186H76V188L75 187H73V186H71L73 189H75V190H71V192H70V190H67V191H69L70 193H71V195H69L68 193H66V191L64 192V191H61V189H62V187L64 188V189H67V187L70 185H68V183H63V185H62V183H60L61 185L60 186H62V187H60L59 188V186H58V188H59V191L60 192H62V195H63V192L64 193H66L67 195H69L68 197H70V196H72L73 195V193L75 194V193H78V194H76V195H78V196H76V197H79V198H77V200L78 199H80L81 201H83V203H78L80 200H78V208L76 207V197H70L69 199H71L70 201H68V202H66L67 201V196H66V194L65 195H63V196H65V198H64V200H65V203H62L63 201H62V199H63V197H62V195H61V193H59L60 195L59 196H61V197H59L58 196V194H54V197L56 196V198H54V200H56V201H58L57 200V198L59 199V200H61L62 202H60L59 203V201L57 202V203H59V204H61L62 203V205H68L69 206V210L70 209H77V210H75L74 212L76 213V211L78 212V210L80 211V209H82L81 208V206H80V204L81 205H83V207L84 208H86V205H87V202L89 203V205H91V202L92 203H94L93 205H91L90 206V208H89V206H87V208H89V209H82L83 210V212H82V210H81V212H79V213H84V212H86L85 214L87 215V213H89L88 214V216L90 215V212L89 211H93L92 213H97V214H92L90 217L91 218H93L92 216H95V217H98L99 216V218H93V220H92V222L94 221L95 222V220H98L99 219V221L98 222H96V223H98V224H96V223H94V226H93V223L91 222V220H90V222L92 223V225L91 226H93V227H97L96 225H98V227L100 226V228H99V230H100V232L98 233L97 232V230H98V228H97V230H96V228H94V230H96L95 232L97 233H93V234H95V235H93V237H92V235H90L91 236V238L93 239L94 238V236H95V238L92 240L91 238V242L93 243L94 242V240L95 239H97V242L100 240V238L99 237H101V239L104 237V238H106L107 240H109L108 239V235H112V234H115L114 236L112 235L111 236V238L113 237L114 239L116 238V236L118 235V237H120L118 240L120 241H122L123 239V237H125V242L123 241V243L121 244V245H119V246H122L121 248H119L118 246L116 247L115 246V243L117 242V240H114L113 238V240H114V245L112 244V242H111V244L110 245H112V247L113 246H115V248L117 249V248H119L120 250L119 251H121V249H123V250H126L127 252H128V254L126 253L125 254V251H124V253L123 254H125V255H122L121 253L122 252H120V254H121V257L122 256H124L123 257V259L122 260H117V257H118V255L117 256H115L114 257V259H116V260H114V263L115 264H121V263H124V260L126 261V258H128V259H131L132 258V260L133 261H136V259L138 260V259H142V254H143V259L141 260L140 259V261L138 260V262H140L139 264H141V263H143V264H154V262H155V259H153V258H156V262H155V264H200V262L202 261V259H204V260H206V261H202L203 262V264L204 263H207V264H220V263H224V264H234L235 262H236V260H237V258L238 257H240V258H238V262L240 261V263H238V264H249L250 262V264H264V223H263V225H262V219L264 220V216H263V214H264V201H262V199L264 200V194H263V192H264V176L262 175V174H264V172L261 174V172L260 171H264L263 169H264V166H263V169L262 170H260L261 168L259 167V169H258V166H257V168H256V165L254 164V163H258V164H260V166H261V162L260 161H264V41H262V40H264V0L262 1V0H243V2L244 3H242L241 1L242 0H240V1H238L237 0V2L235 1V0ZM233 1V2H232ZM249 1H251V2H249ZM253 1V2H252ZM257 3H256V2ZM119 2V3H118ZM125 2H126V0H125ZM125 2H124V4H125ZM129 2V3H128ZM161 2V3H160ZM235 2V3H234ZM238 2H240V3H238ZM246 2V3H245ZM249 2V4H247ZM78 3L81 5L80 7H79V5H78ZM82 3V4H81ZM118 3V4H117ZM136 3V4H137ZM142 3V4H141ZM165 3V2H164ZM168 3V2H167ZM230 3V4H229ZM161 4V5H160ZM236 4V5H235ZM239 4V5H238ZM241 4V5H240ZM254 6H253V5ZM259 4H260V6H259ZM144 5V6H143ZM149 5V6H148ZM150 5H153V7L154 6H156V8H154V9H152V7L150 6ZM160 6V8H159V6ZM166 5H168V4H166ZM244 5H248L247 7H243ZM53 6V7H52ZM62 6V7H61ZM130 6V5H129ZM251 6V7H250ZM263 6V7H262ZM55 7H57L56 9H55ZM135 7V6H134ZM150 7V8H149ZM163 7V6H162ZM164 7H166V6H164ZM237 7V8H236ZM255 9H254V8ZM47 10H46V9ZM52 8V9H51ZM54 8V9H53ZM121 8V7H120ZM131 8H132V10H131ZM148 8V9H147ZM247 8V9H246ZM257 8H259V9H257ZM220 9V10H219ZM246 9V10H245ZM57 11L58 12V17H55V19H53L52 17H50L51 15H49V14H51V11ZM222 10V11H221ZM224 10V11H225ZM259 12H258V11ZM261 10V11H260ZM263 10V11H262ZM148 11V12H147ZM150 11V12H149ZM56 12V13H57ZM106 12V13H105ZM153 12V13H152ZM229 12V13H228ZM91 13L93 14L92 16H91ZM262 13H263V16H262ZM64 14H65V16H64ZM89 14H90V17H89ZM99 14V15H98ZM103 14V15H102ZM163 14V15H164ZM102 15V16H101ZM235 15V16H234ZM67 16V17H66ZM85 16V17H84ZM156 16V17H155ZM165 16V15H164ZM104 17V18H103ZM157 17H158V19H157ZM162 17V16H161ZM168 17V20H169V15L168 16H166V18ZM66 18V19H65ZM68 18V19H67ZM101 18V19H100ZM108 18V19H107ZM154 20H153V19ZM64 19V20H63ZM85 21H83V20ZM89 19V20H88ZM95 21H94V20ZM99 19V20H98ZM103 19H104V21H103ZM153 20V22H151V23H153V24H156V23H158L157 25H153L154 27H155V31L157 32L158 30L157 29H159L160 27H161V25L163 24V26H165L166 28H164L163 26H162V28H164V31L162 30V29H160V31L162 30V32H159V34H157L155 31H153L152 29V31H151V33L149 32L150 31V28L151 27H153L151 24V26H149L147 23H150V20ZM162 19L164 20L165 19V17H162ZM91 20V21H90ZM93 20V21H92ZM97 20V21H96ZM151 20V21H152ZM155 20H156V22H155ZM157 20H159V21H157ZM167 20V21H168ZM63 21H65V22H63ZM56 22V23H55ZM67 22V23H66ZM91 24H90V23ZM93 22V23H92ZM99 22V23H98ZM101 22V23H100ZM146 22V23H145ZM14 23V24H15ZM54 23V24H53ZM62 23H64V24H62ZM66 23V24H65ZM86 23V24H85ZM88 23V24H87ZM98 23V24H97ZM60 24V25H59ZM227 24V26L230 28V25L228 24V23H226ZM67 25H69V26H67ZM158 25L160 26V27H158ZM245 25V26H244ZM67 28H66V27ZM73 26V27H72ZM156 26H157V28H156ZM244 26V27H243ZM76 27V28H75ZM150 27V28H149ZM240 27V28H239ZM243 27V28H242ZM250 27V28H249ZM66 28V29H65ZM145 28V29H144ZM148 28V29H147ZM165 30H167V31H165ZM238 30V31H237ZM240 30V31H239ZM242 30V31H241ZM258 30V31H257ZM35 31V30H34ZM70 31V32H69ZM230 31H231V29H230ZM259 31L263 34V35H261V33H260V35H259ZM140 34H139V33ZM246 32H248L247 33V35H246ZM36 33V32H35ZM242 33H243V35H242ZM245 33V34H244ZM24 35V33H21V35ZM234 34V33H233ZM27 35V37H28V39H30V40H32V43H33V45L34 46H38L39 45V43H38V34H36L37 35V38L33 35V29L32 28H30V30H29V32L26 34ZM147 35V36H146ZM160 35V36H159ZM170 37H169V36ZM157 38H160V37H167L166 39H168V40H166V44H164V37L162 38L163 39V41H162V39L160 38V39H156V37ZM244 36H246V37H244ZM258 36V37H257ZM263 36V37H262ZM147 37H148V40H147ZM153 39H152V38ZM242 37V38H241ZM246 38V39H245ZM261 38V39H260ZM260 39V40H259ZM151 42H150V41ZM153 40H155V41H153ZM258 40V41H257ZM117 41V42H116ZM147 41H149L148 43H147ZM241 41H242V43H241ZM244 41H246V42H244ZM152 42H153V44H152ZM172 42V40L170 41V43ZM253 42V43H252ZM259 42V43H258ZM144 43V44H143ZM154 43H156V44H154ZM161 43L164 45H161ZM246 43H248V44H246ZM258 43V44H257ZM262 43V44H261ZM172 44V43H171ZM246 44V45H245ZM143 45V46H142ZM152 47H151V46ZM156 45V46H155ZM169 44H167V46H168ZM245 45V46H244ZM249 45V46H248ZM46 44H45V42L44 43H42L41 44V48L44 50V48L46 49ZM162 46V47H161ZM171 45H169L168 47L169 48H171L170 47ZM259 46V47H258ZM147 47V48H146ZM154 47V48H153ZM156 47H159V50H158V48H156ZM242 47V48H241ZM258 47V48H257ZM145 48V49H144ZM161 48H163V49H161ZM252 48V49H251ZM260 48H263V49H260ZM143 49V50H142ZM150 49V50H149ZM167 49V50H166ZM249 50V51H247V50ZM259 49V50H258ZM145 50H148V51H145ZM256 50V51H255ZM120 51V49H119V51H116L117 53H115L114 52V50H113V52L115 53V54H118V52H120V54H118V56L119 55H123V53ZM128 52V53H129ZM250 54H249V53ZM254 52V53H253ZM257 52V53H256ZM263 52V53H262ZM88 53V52H87ZM122 53V54H121ZM148 53V54H147ZM166 55V57H163V55L164 54ZM249 55H248V54ZM256 53V54H255ZM260 53H261V55H260ZM144 54H146V55H143ZM241 54V53H240ZM247 54V55H246ZM252 54V55H251ZM151 55V56H152ZM164 55V56H165ZM116 56L115 58L117 59V60H119V57H124V56ZM141 56H142V58H141ZM162 57L161 59L159 58V57ZM240 56V55H239ZM239 56H238V58H239ZM261 56H263V57H261ZM245 57V58H244ZM153 58V57H152ZM240 58H241V56H240ZM251 58V59H250ZM116 59H114V62H117V60ZM128 59H127V61H128ZM250 59V60H249ZM116 60V61H115ZM121 60V59H120ZM132 60V61H133ZM145 60V59H144ZM235 60V59H234ZM243 60L245 61V63H243ZM253 60V61H252ZM41 61H44V60H41ZM233 61V60H232ZM235 61V62H236ZM66 62H68V64H70V65H67L68 67H70V68H74L75 69V71H76V69H79V65H81L82 64V62H79L78 63V61H73V62H71V63H69V61H66ZM162 62V61H161ZM162 62V63H163ZM242 62V63H241ZM253 62V63H252ZM137 63V65H139V63L140 62H136ZM142 63H144V61L143 62H141V64H140V66L142 65ZM240 63H241V65H240ZM75 65V66H73V65ZM249 64V65H248ZM136 65V66H137ZM233 66H234V64H233ZM252 68H251V67ZM255 66V67H254ZM120 67V66H119ZM118 67V68H119ZM137 67H139V66H137ZM136 67V68H137ZM145 67H147V65L145 66ZM121 68V67H120ZM119 68V69H120ZM140 68V67H139ZM118 69V71H119V73H121L122 74V68L119 70ZM142 69H143V66H142ZM147 69H148V67H147ZM212 70H211V73H213V68H211ZM250 69H252V70H250ZM138 70H141V68L140 69H138ZM226 70H228V69H225V71ZM234 71V73H235V75H236V73H237V71ZM249 70V71H248ZM253 70H255V71H253ZM115 71H116V73H115ZM114 71V73L116 74V79L114 78V75H113V77H111V79H112V81L114 82V83H112V81L110 82L111 83V85H115V87L117 88V89H120V92H121V95L123 96V98H125V97H127L128 95V85L127 84H123L124 83V81H122V80H126L127 78H129L130 76H132V71H131V73H129V74H131L130 76H129V74L127 73V70L125 71L124 69H123V71H125V73L122 75V76H124L126 73H127V75H125L124 77H121V78H123L122 80H120L121 78H120V76L121 75H118L119 73H118V71H117V68H116V70ZM142 71V70H141ZM244 71H245V73H244ZM251 71H252V74H251ZM143 74H144V72H145V69H143ZM113 73V71H112V74H114ZM133 73H134V71H133ZM135 73H136V71H135ZM134 73V74H135ZM216 73H217V71H216ZM218 73H220V72H218ZM222 73L224 74V70L222 71ZM227 73H228V71H227ZM226 73V74H227ZM230 73H231V71H230ZM233 73V74H234ZM250 73V74H249ZM77 74V75H76ZM215 73H213V74H210L212 77H213V75H214ZM223 74H219V75H223ZM225 74V75H226ZM229 74V73H228ZM227 74V75H228ZM119 76V78L120 79H118L117 80V78H118V76ZM216 75V74H215ZM244 75V76H243ZM89 76L90 75H88V76H86L85 78H83V79H88L89 78ZM239 76H236L237 77V83H238V81H240L241 79H239L238 77ZM68 77H69V79L71 80L72 78H78V79H80V77H81V75L79 76V73H77V72H72V73H69L68 74ZM127 77V78H126ZM215 77V76H214ZM214 77H213V81H214ZM236 77H235V79H236ZM245 77H247V78H245ZM82 78V77H81ZM110 78V77H109ZM115 80H114V79ZM251 78V79H250ZM215 79H217L216 77H215ZM239 79V80H238ZM255 79V80H254ZM211 80V81H212ZM253 80V81H252ZM116 81H117V83H116ZM212 81V83H217V81H215V82H213ZM248 81V80H247ZM246 81V82H247ZM251 81V82H250ZM258 81V82H257ZM121 82V83H120ZM235 82V83H236ZM244 82H245V80H244ZM245 82V83H246ZM255 82V83H254ZM260 82V83H259ZM263 82V83H262ZM126 83V82H125ZM239 83H241V82H239ZM119 84H121V87H120V85ZM257 84V85H256ZM214 85V84H213ZM212 84H211V87L212 88H215L214 86H213ZM231 85V84H230ZM70 86H72L71 84H70ZM125 88H124V87ZM231 86V87H232ZM258 86V87H257ZM151 87V86H150ZM210 87V92H212L213 93V96L215 95L214 94V92H213V90H215V89H213L212 90V88ZM219 87V86H218ZM230 87V88H231ZM232 87V88H233ZM239 87V88H240ZM249 87V88H250ZM261 87V88H260ZM148 88V87H147ZM228 88V87H227ZM232 88H231V90H229V88H228V91H230V93L232 92ZM248 88V89H249ZM250 88V89H251ZM151 89V88H150ZM240 89H242L243 90V88H240ZM248 89H244L245 91L246 90H248ZM249 89V90H250ZM255 89H257V90H255ZM260 90V92H259V90ZM248 90V91H249ZM252 90V91H253ZM151 91V90H150ZM216 91V90H215ZM217 91H219V89L217 88ZM216 91V92H217ZM253 91V92H254ZM147 92V91H146ZM253 92L251 93V90L249 91V95H251V94H253ZM147 93H149V92H147ZM146 93V94H147ZM257 93V92H256ZM256 93H255V95L254 96H257V97H260V95L259 94H257L256 95ZM263 93V94H262ZM217 94V93H216ZM244 94V95H243ZM220 95V94H219ZM218 94H217V96H219ZM224 95V94H223ZM230 95V94H229ZM232 96H234L233 94H231ZM231 95H230V98L232 99V97H231ZM243 95V96H242ZM211 96H212V94H211ZM217 96L215 95V97L217 98ZM240 96V97H239ZM150 97H152V95H150ZM256 97V98H257ZM212 99H214L213 97H211ZM236 98H234V99H236ZM245 98V97H244ZM244 98H242V99H244ZM242 99H240V101H242ZM233 100V99H232ZM214 101V100H213ZM234 101V100H233ZM236 101V100H235ZM245 101H246V99H245ZM259 101V102H258ZM211 102V101H210ZM256 102V103H255ZM236 103V102H235ZM239 103H236L237 104V106H238V104ZM255 103V104H254ZM115 104H116V102L114 101V104H113V102H112V108H114V106H115ZM252 104V105H251ZM258 104V105H257ZM211 105V104H210ZM256 105V106H255ZM253 106V107H252ZM255 106V107H254ZM262 108H261V107ZM116 107V106H115ZM250 107V108H249ZM257 107V108H256ZM251 108H253V111H252V109ZM240 109H243V108H239V110ZM251 110V111H250ZM243 112L245 113V114H243ZM237 113H239V112H237ZM242 113V114H241ZM247 113H251V115H246ZM253 113V114H252ZM256 113V114H255ZM100 116L101 117H99V120H100V122L102 123V122H105L104 120H107V119H105V116L106 115H104V113H102V109H100ZM104 116H103V115ZM256 117H255V116ZM228 116V115H227ZM238 116V114L236 115V117L235 118H237V119H241V118H238L237 117ZM243 116H246V117H243ZM247 116H248V118H247ZM252 117H253V119H252ZM106 118H107V116H106ZM217 118V117H216ZM245 118H247L248 120H246ZM227 119V118H226ZM236 119V120H237ZM251 119V120H250ZM45 120H46V123H48V119L45 117ZM221 120V119H220ZM255 120V121H254ZM216 121H218V119H216ZM225 121H228V120H225ZM240 121V120H239ZM246 121V122H245ZM252 121V123H250ZM254 121V122H253ZM238 122V121H237ZM244 123H245V125H244ZM238 125V124H237ZM242 125H244L245 127H243ZM224 126V125H223ZM239 126V127H240ZM231 127V128H232ZM238 127V128H239ZM227 128V129H226ZM230 128V130H232ZM246 128V129H245ZM217 129H215L214 128V132H213V134L214 133H216L215 131L217 130ZM234 130V129H233ZM245 131H246V133H245ZM249 132V133H248ZM244 133V134H243ZM221 134V133H220ZM219 134V135H220ZM216 135H218V134H216ZM221 135V136H222ZM234 135V136H233ZM220 136V137H221ZM239 136V137H238ZM233 139H235V137H236V139L234 140L235 142H233V140H231V138ZM219 138V137H218ZM222 138V137H221ZM242 139V141H240V140ZM217 141V137H216V139H213V141ZM237 140H238V142H239V146H240V144L242 145V146H240V147H238V144H236L235 145V143H238L237 142ZM218 141H219V143H221V139L219 140L218 139ZM223 141V142H224ZM229 141H230V143H229ZM231 142H232V144H231ZM225 143H222V145H224L225 146ZM233 143H234V145H233ZM230 144V145H229ZM249 144V145H248ZM228 145V146H227ZM245 145H247V146H245ZM244 146V147H243ZM123 147H125V148H127L126 147V144H124V146L122 145V148ZM223 147V146H222ZM241 147L244 149V150H242L241 149ZM249 147H250V149H249ZM248 150V152H247V150ZM251 150H252V152H251ZM139 149H135V150H133L132 151V153L133 154H136V155H138L139 154ZM166 151V150H165ZM197 151H198V149H197ZM196 151V152H197ZM202 151V150H201ZM206 153V152H205ZM227 154H229V153H227ZM255 154V155H254ZM257 154V155H256ZM206 155V154H205ZM204 155V156H205ZM257 156H259V158H262L263 160H260L259 158H256ZM244 157V158H243ZM226 159H228V157L226 158ZM242 159H244L245 160V162L242 160ZM227 161H229V160H227ZM247 161V162H246ZM248 161H250V162H248ZM259 161V162H258ZM253 162V164L251 165V163ZM225 163H227V165H228V163H229V165H232V167L230 166V169L232 168H234V167H236L237 166V164H234L233 162L232 163H230V162H225ZM235 163H237V162H235ZM243 163V164H242ZM245 163V164H244ZM247 163V164H246ZM242 164V165H241ZM250 164V165H249ZM236 165V166H235ZM263 165H264V162H263ZM144 166V165H143ZM146 166V167H145ZM144 167L145 168H148V167H150L151 168V166L153 167V169L155 168V169H157V167L155 166V165H149V164H147V165H145ZM242 166V167H241ZM248 166H250V168H252L253 170H256V172L255 171H253L252 169H250ZM252 166V167H251ZM143 167V168H144ZM246 167H248V168H246ZM253 167H255V168H253ZM144 168V169H145ZM258 169V170H257ZM158 170V169H157ZM245 170V171H244ZM251 170H252V172H251ZM88 174L86 175V176H88V175H90L88 178H92L91 177V175H92V173L88 170V169H86L85 170ZM245 172H247L246 174H245ZM248 172L250 173V175H251V177H250V175L248 174ZM260 172V173H259ZM165 173H166V175H167V173L168 172H166L165 171ZM185 173V172H184ZM94 174V173H93ZM150 174V175H151ZM201 174V173H200ZM200 174H199V176H200ZM204 174V173H203ZM248 174V175H247ZM256 174H257V176H256ZM259 174V175H258ZM125 175H128L129 176V174L127 173H125ZM247 175V176H246ZM99 176V175H98ZM108 176V175H107ZM202 176V175H201ZM200 176V177H201ZM254 176V177H253ZM261 176V177H260ZM85 177V176H84ZM105 177H106V175H104V177L101 175V177L99 178V180L101 181V180H105ZM243 177V178H242ZM253 177V178H252ZM85 178H87V177H85ZM97 178V179H98ZM108 178V177H107ZM107 178H106V180H107ZM111 177H109L108 178V181L109 180H113V177H112V179H110ZM155 178H156V180H155ZM173 179V180H172ZM255 180V181H253V180ZM93 180V179H92ZM106 180H105V182H106ZM114 180H116L115 178H114ZM139 180H142V181H139ZM88 181H90L89 179H88ZM100 181L98 182H96V183H98L97 185H99V183H100ZM107 181V182H108ZM143 181H144V183H143ZM170 181V183H168ZM180 181V180H179ZM255 182V183H252V182ZM91 182V184H92V182L93 181H90ZM104 182V181H103ZM102 182V183H103ZM106 182V183H107ZM109 182H111V184L113 183L112 181H109ZM141 182H142V184H141ZM177 182V181H176ZM259 183V184H257V183ZM116 183V184H117ZM119 183V184H120ZM129 183V182H128ZM127 183V186L128 185H130V184H128ZM139 183V184H138ZM150 183V184H149ZM104 184V183H103ZM103 184H101V186H103ZM108 184V183H107ZM122 184L125 186L126 184H125V182L123 183L122 182ZM122 184H121V186H122ZM170 186H169V185ZM174 185V187H173V185ZM175 184H176V186H175ZM189 184V183H188ZM249 186H248V185ZM66 185H67V187H66ZM96 185V186H97ZM110 185V184H109ZM148 185H149V187H148ZM259 185V186H258ZM96 186H94L93 188H95ZM100 186V185H99ZM98 186V187H99ZM111 186V185H110ZM117 186V187H118ZM124 186H122V188L124 187ZM127 186H125L126 188H128ZM232 186V187H231ZM256 186V187H255ZM66 187V188H65ZM112 187H111V189H112ZM133 189H132V188ZM139 187V188H138ZM148 187V188H147ZM176 187V188H175ZM207 187V186H206ZM230 187V188H229ZM246 187H248V188H246ZM249 187H250V189L251 190H254L253 192L249 189ZM261 187V188H260ZM51 188V187H50ZM57 187L56 188H51V190L52 189H58ZM78 188H80V189H78ZM84 190H83V189ZM85 188H86V190H85ZM110 188V187H109ZM126 188H124V189H126ZM258 188H260V189H258ZM68 189H70V186H69V188ZM83 190V191H81V193H80V190ZM101 190H102V187L100 188ZM104 189V188H103ZM117 189L119 190L118 192H116L117 191ZM132 189V190H131ZM137 189H139V190H137ZM153 189V188H152ZM155 189V188H154ZM182 189L183 191H184V189H185V192H183V191H180V190ZM215 192H213L212 190ZM230 189H232V191L230 190ZM257 189H258V191L260 190V192H258L257 191ZM262 189V190H261ZM50 190V191H51ZM95 190H98V192H100L101 190H99V188L97 189V188H95ZM94 190V191H95ZM146 190H143V191H146ZM210 190V191H209ZM217 190V189H216ZM233 190H234V192H235V194H236V192L238 191V193L236 194V195H238L239 194V198H243V196H244V198H245V201H244V198L243 199H240V201L241 202H239V199H237L238 198V196L237 197H234L233 195H235V194H233ZM241 190V191H240ZM35 191V190H34ZM54 192H56L55 190H53ZM59 191H57V192H59ZM75 191V192H74ZM79 191V192H78ZM86 191V192H85ZM92 191V192H91ZM103 191V190H102ZM101 191V192H102ZM130 191H132L131 192V194H129L130 193ZM133 191H136V193H134ZM138 191V192H137ZM142 191V193L144 194V192ZM187 191V192H186ZM211 191L213 192V194H210L211 193ZM230 191V192H229ZM84 192V194L82 195V193ZM88 192V193H89ZM97 192V193H98ZM239 192H241V195H240V193ZM246 192H248L247 194H245ZM256 192V193H255ZM36 193H38V191L36 190ZM90 193L88 194V196L90 195ZM95 193V192H94ZM97 193H96V195L95 194H91L90 196L91 197H98V195L100 194V193H98V195H97ZM104 193V192H103ZM158 193V194H159ZM229 193V195H227ZM260 193V194H259ZM82 196H81V195ZM119 194H120V196H119ZM129 194V195H128ZM143 194H142V196H143ZM157 194V195H158ZM170 194V195H169ZM188 194V193H187ZM225 194V195H224ZM252 196H251V195ZM253 194H255V195H253ZM259 194V195H258ZM263 194V195H262ZM118 195V196H117ZM122 195V196H121ZM132 195H133V197H132ZM141 195V194H140ZM189 195V194H188ZM204 195V194H203ZM224 195V196H223ZM58 196V197H57ZM104 196H106V194H104ZM103 195H102V197L101 198H103L104 197ZM111 196V197H110ZM146 196V195H145ZM222 196L224 197L223 198V200H222ZM232 196V197H231ZM241 196V197H240ZM245 196H248V198L250 197V198H252V200H254L255 199V197L257 196V199H260L261 198V201L263 202V203H260L261 201L260 200H257V199H255L254 201H252V200H248V198L247 197H245ZM255 196V197H254ZM124 197V198H123ZM129 197H132V198H129ZM154 197V196H153ZM169 197V199H167ZM190 197V198H189ZM215 198V199H213V198ZM227 197V198H226ZM234 197V198H233ZM263 197V198H262ZM90 198V197H89ZM100 198V200H102ZM104 198H106V197H104ZM121 198H123V199H121ZM150 198H152V197H150ZM247 198V199H246ZM249 198V199H250ZM107 199V198H106ZM106 199H103L104 201H106ZM121 199V200H120ZM127 199H129L128 201H126ZM135 200V202L133 203V201ZM141 199H142V197H141ZM162 199V200H161ZM189 199H190V202H189ZM196 200L197 199V203H194V200ZM214 200V202L216 201V203H218V204H214V202H213V200ZM224 199H226V201L227 202H225V200ZM234 201H233V200ZM73 200V201H72ZM97 200H99V199H97ZM109 200L107 201V203L109 202ZM122 200H123V202H122ZM161 200V202L159 203V201ZM209 200H212V202L213 203H211V201H209ZM235 200H236V204L237 205H235ZM237 200H238V202H237ZM51 201H53V200H48L47 202H51ZM55 201V202H56ZM80 201V202H81ZM85 201H87V202H85ZM114 201H113V203H114ZM126 201V202H125ZM158 201V202H157ZM199 201H200V203H199ZM210 202V206L208 205V203ZM222 203H221V202ZM229 201H231V203L229 202ZM233 201V202H232ZM243 201V202H242ZM259 201V202H258ZM72 202V203H71ZM76 203L75 205L73 204V203ZM85 202V203H84ZM140 202H141V204H143V202H145V205H143V206H141L140 205ZM168 202H171V203H173L172 205H171V203L169 204ZM193 204H192V203ZM223 202H224V204H223ZM245 202H248L247 204H245ZM251 202H253V204L251 203ZM106 203V204H107ZM121 203V204H120ZM123 203H127L126 205H128L129 207L133 204L134 205V207H130V208H128L125 204L123 205ZM153 203L154 204H156V206H154L153 205ZM229 203L231 204V205H229ZM234 203V204H233ZM251 205H250V204ZM70 204H72V206H74V207H72V206H70ZM84 204H85V206H84ZM160 204V205H159ZM162 204V205H161ZM192 204V205H191ZM233 204V205H232ZM260 204H262V208H261V206H260ZM7 205H9V204H7ZM6 205V207H8ZM58 205V204H57ZM138 205V206H137ZM171 205V206H170ZM195 205V206H194ZM196 205H199L200 207H198V206H196ZM222 205V206H221ZM224 205V206H223ZM249 205H250V207H249ZM252 205H254V210L255 211H251V209H253V208H251L252 207ZM125 206V207H124ZM148 206V207H147ZM153 206V208H157L158 209V206L160 207V209L162 208L163 210H162V212L160 211V209L158 210V212L157 211H155V209H154V211L152 210L153 208H151ZM168 206V207H167ZM201 206H202V209H201ZM227 206H229L228 208H224V207H227ZM70 207H72V208H70ZM110 207V208H109ZM111 207H112V209H111ZM145 208L144 210H143V208ZM198 207V208H197ZM220 207H223L224 208V210H223V208H220ZM232 207V208H231ZM236 207V208H235ZM249 207V208H248ZM60 207L58 206V209H59ZM102 208V209H101ZM126 208V209H125ZM207 208H209L208 210L209 211H207ZM250 209L249 211H250V213H248V209ZM56 210H54L53 209V211H52V213H54L55 211H60V210H57V207L55 208ZM105 211H104V210ZM109 209V210H108ZM110 209H111V212H110ZM141 210V212H140V210ZM147 209L149 210H152V211H147ZM156 209V210H157ZM206 211H205V210ZM220 209H222V210H220ZM229 209H232L231 211L229 210ZM234 209H236V210H234ZM89 210V211H88ZM129 210H132V211H129ZM201 210V211H200ZM104 211V212H103ZM112 211H113V213H112ZM118 211V210H117ZM128 211L129 212H132V213H129L128 214ZM205 211V212H204ZM210 211L212 212V213H210ZM228 211H230L231 213H229ZM101 212H103V215H101L100 216V214H101ZM108 212H110L109 214L111 215V216H106L105 217V215H108ZM118 212H121V209L118 211ZM139 212H140V214H139ZM144 212V213H143ZM153 214H152V213ZM155 212H157L156 214L157 215H155ZM217 212H218V214H220V217H218L219 215L217 214ZM222 212V213H221ZM232 212H235V213H232ZM255 212H257V214L259 213H261V216L260 215H257V214H255ZM263 212V213H262ZM57 213H59V212H57ZM104 213H105V215H104ZM107 213V214H106ZM112 213V214H111ZM122 213V212H121ZM149 213V214H148ZM160 215H159V214ZM227 213V214H226ZM248 213V214H247ZM55 214H56V212H55ZM85 214H83V217H84V215ZM204 214V215H203ZM217 214V215H216ZM232 214V215H231ZM237 215V216H235V215ZM73 216H71V217H73L72 219H73V221L75 220V218H77L78 220L77 221H79L80 222V220L81 219H83L82 217H81V219L79 218V216H80V214H78L79 216H76L77 214H72ZM85 215V216H86ZM97 215V216H96ZM119 215V216H118ZM140 217H139V216ZM149 215H150V217H149ZM153 215H155V216H157L158 217V219H156L155 218V216H153ZM160 217H159V216ZM207 215V216H206ZM214 215H216V218L217 219H215V217H214ZM225 217H224V216ZM247 215H250V216H247ZM252 215V216H251ZM256 215H257V217H256ZM74 216H76L75 218H74ZM81 216H82V214H81ZM87 216V217H88ZM102 216H104V217H102ZM148 216V217H147ZM225 218V220L222 218ZM254 216V220H255V222H254V220H253V218H251L252 219V221H251V219H250V217H253ZM259 216V217H258ZM102 217V218H101ZM147 217V218H146ZM153 217H154V219H156V222H155V220L153 219ZM234 217V219H232ZM238 217V218H237ZM246 217H249L248 219L246 218ZM260 217H261V219H260ZM85 219L84 220H82L81 222H84V224L86 223L87 225H90V223H87L88 222V220H89V218H88V220H86V217H84ZM110 218V219H111ZM149 218V219H148ZM228 218V219H227ZM232 220H231V219ZM256 218V219H255ZM95 219V220H94ZM120 219L123 221H120ZM222 219L224 220V222H222ZM237 219V220H236ZM259 219V220H258ZM138 220H140V222L138 223L137 221ZM227 220V221H226ZM234 220V221H233ZM261 220V224L258 222V221H260ZM86 221V222H85ZM100 221H102L103 222V225H101L99 222ZM122 223V226L120 225V222ZM144 221H148V222H144ZM221 223H219V222ZM227 223H226V222ZM233 221V222H232ZM236 221V222H235ZM249 221V222H248ZM80 222V223H81ZM101 222V223H102ZM155 222V223H154ZM158 222V223H157ZM229 222H231V223H229ZM264 222V221H263ZM78 223V222H77ZM105 223V224H104ZM110 225V224H112L111 226L113 227L114 226V228L116 229V230H118V232H119V230H121V232H120V234L118 233H116V230H114V229H111V226H110V231L107 229L108 227H107V225L108 224ZM135 223H137L138 224V226L136 227V224ZM143 223V224H142ZM146 225H145V224ZM226 225H225V224ZM235 223V224H234ZM252 224L251 226L249 225V224ZM253 223H255V224H253ZM256 223H257V225H256ZM79 224V223H78ZM77 224V225H78ZM82 224V226L81 227H83L84 225H83V223H81ZM81 224H79L78 226L80 227V225ZM96 224V225H95ZM100 224V225H99ZM107 224V225H106ZM114 224V225H113ZM134 224H135V227L138 229V230H136V228L135 227H133L134 226ZM159 224V225H158ZM224 225L223 227L221 226V225ZM259 224V225H258ZM86 225V227H84V229H83V231H85V233H86V235H85V233H84V236H86L87 237V235H89V233L91 234V232H92V230H93V227L91 228V226L90 227H88ZM106 225V227H104ZM115 225L117 226L118 225V227L119 226H121V229L120 228H118V227H115ZM132 225V226H131ZM141 225V226H140ZM145 225V227H147V228H144L143 226ZM229 225L231 226L230 228H231V232L229 231V229L227 228V230L225 231V229H226V227L225 226H228L229 227ZM261 225V226H260ZM77 226V227H78ZM125 226H127L126 228H125ZM140 226V227H139ZM158 226V227H157ZM217 226V227H216ZM219 226H221V227H219ZM233 226V227H232ZM259 226V227H258ZM249 227V228H248ZM251 227H253V229L251 228ZM259 229H258V228ZM92 229L91 230V232H89L88 233V230L87 229ZM101 228H102V230H104L103 232L101 231ZM124 228V229H123ZM128 228L129 229H132L133 228V230H131V231H129L128 230ZM222 228V229H221ZM82 228H80V230H81ZM144 229V230H143ZM221 229V230H220ZM250 229H252L251 231H252V234H251V231H250ZM254 229L256 230V231H258L262 236H260L259 235V233H257L256 231L254 232ZM258 229V230H257ZM98 230V231H99ZM107 230V233L108 232H111V233H109L107 236H105V231ZM138 231V233H136L135 231ZM143 230V231H142ZM82 231V230H81ZM81 231H79L81 234H82V232ZM90 231V230H89ZM124 231V232H123ZM127 231V232H126ZM133 231L137 234L136 236L135 235H133V234H131V233H133ZM225 231V232H224ZM227 231H229V232H227ZM246 232V234H245V232ZM123 232V233H122ZM126 232V236L124 235H122V234H124ZM129 232H131V233H129ZM144 232V233H143ZM149 234H148V233ZM239 232V233H238ZM240 232H242L241 234H240ZM145 233H147V234H145ZM151 233V234H150ZM156 234V235H153V234ZM158 233V234H157ZM225 233V234H224ZM98 234H100V235H102V236H98V238H96V235H98ZM104 234V235H103ZM238 234H240V235H238ZM245 234V235H244ZM249 234V235H248ZM251 234V235H250ZM255 234H258V235H255ZM131 235V236H130ZM144 235V236H143ZM148 235V236H147ZM158 235V236H157ZM244 235V236H243ZM252 235H254V236H252ZM130 236V237H129ZM155 236H157V237H155ZM159 236H161V238L159 237ZM167 236L169 237V238H167ZM239 236H240V238H239ZM247 236V237H246ZM255 236L257 237V238H255ZM110 237V236H109ZM117 237V238H118ZM137 237H138V239H139V241H138V239H137ZM139 237H141V238H139ZM143 237H146V239H147V237H148V239H149V241H150V243H149V241H148V239H147V243H146V240H145V238H143ZM171 237H175V239H173V238H171ZM239 238V240H238V238ZM249 237V238H248ZM103 238V239H104ZM110 238V239H111ZM131 238V239H130ZM137 239L136 241L134 240L133 241V239ZM143 238V239H142ZM252 238H254V239H252ZM260 238V239H259ZM99 239V240H98ZM102 239V240H103ZM106 239L105 240H103L102 241V244H103V242L105 243V245H106ZM151 239V240H150ZM155 239H159L158 240V243H157V240H155ZM172 239V240H171ZM251 239V242L252 243H249L248 241ZM128 240V241H127ZM142 240H143V243H142ZM237 240V241H236ZM120 241V242H121ZM130 241L131 242H133V244H134V246H132V243L130 244ZM141 241V242H140ZM151 241H154V242H152L151 243ZM96 241H95V243H97ZM100 242V241H99ZM120 242H118V243H120ZM140 242V243H139ZM160 242V243H159ZM236 242H238V244H236ZM258 242V243H257ZM92 243H89V244H91L92 245ZM93 244L92 246H90L89 244H87V248L90 246V248L92 247L93 248V246L95 247V245L96 244ZM108 243H110V241L108 242ZM146 243V244H145ZM249 243V244H248ZM124 244V245H123ZM127 244V245H126ZM145 246H144V245ZM153 244V245H152ZM158 244V245H157ZM257 246H256V245ZM89 245V246H88ZM101 245V244H100ZM99 245V246H100ZM105 245H102V246H100V247H104ZM109 244H107V246H108ZM110 245H109V248H110ZM117 245V244H116ZM236 245H238V247L240 246V245H242V246H240V248H238ZM245 247H244V246ZM250 245V246H249ZM128 246H129V248H130V250L128 249ZM252 246V247H251ZM98 247V246H97ZM99 247V248H100ZM106 247V246H105ZM126 247V248H125ZM134 247V248H133ZM144 247V248H143ZM145 247H147V248H145ZM153 247H156V248H153ZM159 247V248H158ZM235 247V248H234ZM242 247L244 248V250L242 249ZM255 247H257V248H255ZM91 248V249H92ZM107 248V247H106ZM133 248V249H132ZM136 248V249H135ZM139 250H138V249ZM142 248V249H141ZM192 248V249H191ZM196 248V249H195ZM233 248V249H232ZM97 248H95V250H96ZM101 249V248H100ZM103 249V248H102ZM108 249V248H107ZM107 249H105V250H107ZM111 249V248H110ZM116 249H114L113 248V250H109V253H110V251L112 252H114V250H116ZM156 249V250H155ZM158 249H160V251L158 250ZM191 249V252L189 251ZM232 249V250H231ZM237 249H241V250H238L237 251ZM246 249H247V252H246ZM90 250V249H89ZM88 250V252H91V251H89ZM95 250H93L92 249V252L93 251H95ZM134 250V251H133ZM195 250V251H194ZM198 250V251H197ZM233 250H235L234 251V254H232L233 252ZM251 250V251H250ZM96 251H98V253H99V249H97ZM95 251V252H96ZM102 251V250H101ZM101 251H100V253L98 254V255H96L97 254V252H96V254L94 255H92L93 257L95 256V258H99V257H101L102 256V253H101ZM117 251H118V249H117ZM118 251V252H119ZM132 251V252H131ZM158 251V252H157ZM189 251V252H188ZM194 251V252H193ZM196 251H197V253H196ZM237 251V252H236ZM242 251V252H241ZM245 251V252H244ZM257 251V252H256ZM106 252V251H105ZM116 252V251H115ZM142 252H145V253H142ZM147 252V253H146ZM239 252H241L242 254H240ZM253 252V253H252ZM256 252V254H254ZM141 253V254H140ZM158 253V254H157ZM191 253V254H190ZM238 253V254H237ZM115 254V253H114ZM119 254V253H118ZM120 254H119V256H120ZM133 256H132V255ZM138 254V255H137ZM153 254V258H152V256H150V255H152ZM194 254H195V256H194ZM198 254V255H197ZM200 254V255H199ZM241 255V256H237V255ZM105 255H108V253L106 252V254ZM105 255H104V253H103V261H104V258H105ZM110 255H111V253H110ZM158 255V256H157ZM191 255H193L192 257H191ZM229 255H230V257H229ZM235 255V256H234ZM98 256V257H97ZM139 256V257H138ZM148 256H150V257H148ZM155 256H157V257H155ZM201 256V257H200ZM232 256H234V258L232 257ZM107 257V256H106ZM112 258H113V255L111 256ZM159 257V258H158ZM197 257V258H196ZM200 258V260H199V258ZM228 257H229V259H228ZM237 257V258H236ZM242 257V258H241ZM108 258V257H107ZM106 258V259H107ZM112 258H110L111 259V261H113L112 260ZM158 258V259H157ZM194 258V259H193ZM232 258H233V260H232ZM101 259V260H102ZM120 259V258H119ZM151 259V260H150ZM170 259V260H169ZM234 259H235V261H234ZM240 259H242V260H240ZM250 259V260H249ZM99 260V259H98ZM100 260V261H101ZM107 260H109V259H107ZM143 260H146V261H143ZM152 260H154L153 262H152ZM167 260V261H166ZM230 260V262L228 263H226V261H229ZM243 260H245V261H243ZM246 260H248V262L246 261ZM110 261V262H111ZM160 261V262H159ZM243 261V262H242ZM79 262V263H78ZM81 262V263H80ZM137 262V261H136ZM138 262H137V264H138ZM145 262V263H144ZM168 262H170V263H168ZM217 262H219V263H217ZM242 262V263H241ZM75 263L76 264H83L84 263V261H82V260H79V259H77V260H75ZM75 263H73V264H75ZM113 263V264H114ZM128 262L126 261V264H127ZM135 263V262H134ZM237 263H235V264H237ZM111 264V263H110ZM136 264V263H135ZM202 264V263H201Z\"/></svg>",
	"mask_w": 264,
	"mask_h": 264
}]
</instances>
